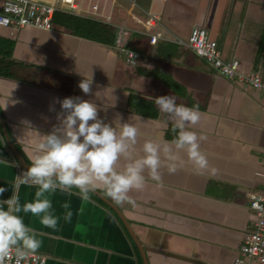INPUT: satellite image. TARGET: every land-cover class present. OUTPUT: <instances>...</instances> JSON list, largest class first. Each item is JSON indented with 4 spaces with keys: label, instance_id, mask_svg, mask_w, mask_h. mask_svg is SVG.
Wrapping results in <instances>:
<instances>
[{
    "label": "crops",
    "instance_id": "obj_1",
    "mask_svg": "<svg viewBox=\"0 0 264 264\" xmlns=\"http://www.w3.org/2000/svg\"><path fill=\"white\" fill-rule=\"evenodd\" d=\"M73 1V12L106 21L97 15L102 10L129 27L116 33L106 21L113 35L102 41L53 22L0 24V160L17 165L0 163V187L8 189L0 199L11 196L15 175L30 165L31 130L24 122L50 132L58 124V100H91L109 124L132 117L142 144L173 138L154 102L173 95L177 103L199 105L202 119L191 130L206 137L201 147L215 171H197L181 152L183 167L174 174L162 168V186L148 179L142 191L131 192L134 205H118L103 191L112 203L97 192L84 202L57 191L50 197L61 217L56 231L43 228L39 217L21 215L29 226L51 233L40 249L44 264H231L255 217L249 197L264 185V87L225 76L173 36L201 23L223 56L237 57L241 69L257 68L264 77V0ZM146 10L158 20L148 29L131 15ZM158 28L165 36L150 41L148 31ZM121 46L139 51L135 63L124 61ZM90 76L97 96L78 87ZM8 97L13 102L3 108ZM36 190L21 186V204L32 202ZM65 203L73 213L69 221L63 219Z\"/></svg>",
    "mask_w": 264,
    "mask_h": 264
},
{
    "label": "clouds",
    "instance_id": "obj_2",
    "mask_svg": "<svg viewBox=\"0 0 264 264\" xmlns=\"http://www.w3.org/2000/svg\"><path fill=\"white\" fill-rule=\"evenodd\" d=\"M92 84L91 76L84 77L78 87L85 95L97 96L99 92H92ZM12 102L8 97L3 108ZM57 102L61 107L58 124L50 132L42 133L24 122L31 130L30 150L26 152L30 165L15 175L11 196L0 199V264H23L37 255L43 237L51 235L26 224L21 213L39 217L43 228L57 230L61 217L55 213L50 198L57 191L76 195L84 202L103 191L118 205H134L131 192L142 191L148 179L162 186V168L174 174L183 167L181 152L197 171H215L201 147L206 137L191 130L202 119L198 104L189 107L177 103L173 95L154 98L159 111L167 116L165 125H171L174 135L170 141L146 139L141 144V129L130 122L132 117L124 123L118 117L109 124L99 117L98 105L91 100L77 96ZM0 163L17 166L6 160ZM24 185L37 190L32 202L21 204L19 190ZM7 190L0 187V197ZM63 208V219L69 221L73 215L68 210L70 205L65 203Z\"/></svg>",
    "mask_w": 264,
    "mask_h": 264
},
{
    "label": "built area",
    "instance_id": "obj_3",
    "mask_svg": "<svg viewBox=\"0 0 264 264\" xmlns=\"http://www.w3.org/2000/svg\"><path fill=\"white\" fill-rule=\"evenodd\" d=\"M64 1L67 3L66 7L59 6L54 0H0V24L9 25L12 28L23 24L49 27L54 9L73 11L75 2L73 0ZM97 15L101 19L110 21L116 33H120L124 28L129 27L126 23L112 21L109 13L102 10L98 11ZM131 15L146 29L158 21L157 15L148 10H146L144 16H138L135 13ZM157 36H165L161 28L148 31L150 41H154ZM173 39L188 44L196 54L208 60L225 76L236 78L243 84L264 87V77L260 76L258 69L243 70L239 66L237 57L223 56L216 39L208 34L203 24H192L185 36L174 35ZM120 49L123 52L124 61L128 63L136 62V58L140 54L137 49L127 46H121ZM129 52L133 54L132 57ZM248 204L253 209L255 217L252 221V227L242 236L238 244V250L232 257L231 264H259L261 260H264V185L261 191L251 194ZM44 261L45 253L39 250L35 257L23 262V264H44Z\"/></svg>",
    "mask_w": 264,
    "mask_h": 264
},
{
    "label": "trees",
    "instance_id": "obj_4",
    "mask_svg": "<svg viewBox=\"0 0 264 264\" xmlns=\"http://www.w3.org/2000/svg\"><path fill=\"white\" fill-rule=\"evenodd\" d=\"M51 22L66 27L73 32L102 41H109L113 35L110 23L70 10L54 9L51 15Z\"/></svg>",
    "mask_w": 264,
    "mask_h": 264
},
{
    "label": "water",
    "instance_id": "obj_5",
    "mask_svg": "<svg viewBox=\"0 0 264 264\" xmlns=\"http://www.w3.org/2000/svg\"><path fill=\"white\" fill-rule=\"evenodd\" d=\"M0 123H1V122H0ZM16 154H17V152H16ZM24 163H26V162L24 161ZM97 193H98L102 198H104V199L107 200L108 202L112 203L109 199L106 198V196H104L103 194H101V193L98 192V191H97ZM114 206H115V205H114ZM129 230L132 232V229H131L130 226H129Z\"/></svg>",
    "mask_w": 264,
    "mask_h": 264
}]
</instances>
